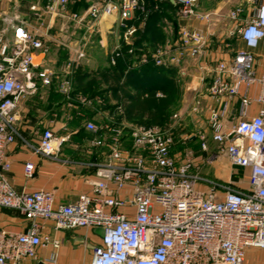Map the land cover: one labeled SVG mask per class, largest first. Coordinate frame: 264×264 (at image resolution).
I'll list each match as a JSON object with an SVG mask.
<instances>
[{"label":"built area","instance_id":"built-area-1","mask_svg":"<svg viewBox=\"0 0 264 264\" xmlns=\"http://www.w3.org/2000/svg\"><path fill=\"white\" fill-rule=\"evenodd\" d=\"M75 1L46 0L37 19L71 17L81 22L82 17L66 12L67 5ZM154 1L156 6L166 0ZM170 1L183 23L175 41L151 55L155 66L177 67L200 60L209 44L208 30L220 18L234 25L229 35L245 44V49L227 60L200 66L197 83L207 85L212 102L208 115L211 141L232 169L244 173L248 187L234 188L194 172L189 155L178 163L172 155L174 137L169 130L158 125H126L113 116L104 127L84 122V130L92 136L89 148H108L98 160L85 163L94 169L86 177L89 193L54 206L51 191L16 192L5 173L10 169L7 147L19 136L17 108L23 98L38 94L40 87H50L54 78V72L36 62V52L45 55L48 51L43 41L48 26L42 31L20 23L10 30L9 38L0 32V210L19 213L27 225L18 233L0 229V264H23L40 248H58L59 241L41 232L45 221L56 230L100 229L101 243L94 247L90 264H243L246 249L264 251V70L259 76L254 74L252 52L264 45V5L243 17L239 7L223 15L201 11L198 0ZM151 9L147 0H102L93 3L87 15L96 22L103 15L117 13L118 25L126 30L128 39L132 31L127 22L140 13L143 25ZM75 52L77 58L83 57ZM114 61L112 56L111 63ZM147 62L144 56L141 63ZM72 63L66 67L71 68ZM57 90L75 108L69 81L59 83ZM235 99L238 112L234 122L229 112ZM78 102L90 106L92 99L80 96ZM254 103L260 107L250 115ZM117 110L121 113L120 107ZM76 115L83 118L79 111ZM68 137L47 127L37 133L36 145L29 146L34 153L59 161ZM200 147L207 150L204 141ZM207 160L215 161L216 155ZM33 174V163L26 162L24 178L31 179Z\"/></svg>","mask_w":264,"mask_h":264},{"label":"crops","instance_id":"crops-1","mask_svg":"<svg viewBox=\"0 0 264 264\" xmlns=\"http://www.w3.org/2000/svg\"><path fill=\"white\" fill-rule=\"evenodd\" d=\"M98 1L101 0H76L67 5V14H77L82 17L81 22L71 17H56L52 20L44 18L43 21L36 18L35 23L20 22L29 25L31 29L39 28L42 31L48 26V34L43 38L44 45L48 51L45 55L41 52H36V60L54 72L51 85L53 90L57 88L59 83L66 80L69 81L71 87L70 100L75 108L70 107L68 103L70 101L63 95L53 94V101L57 104L55 112L49 120L40 123L43 124L42 127L44 128L53 129L56 135L72 136V143L71 145H68V143L64 144L61 147L58 154L59 161L44 158L34 153L29 146L36 145L37 133L39 132L38 124L36 125L35 122L37 119L34 111L35 105L41 97V91L44 93L48 92L46 91L47 87H40L38 94L26 96L18 105L17 126L19 136L14 143L7 147L6 159L10 163V169L5 175L16 192L51 191L54 195V206L73 202L80 194L91 191V187L86 182V177L91 176L94 169L86 167L85 163L98 160L100 158L99 154H104L108 150L107 147L101 149L89 148L88 141L92 136L88 135L86 140L83 139L71 127L72 123L68 121V118L77 117L76 114L79 111L85 120L94 121L98 126L104 127L111 122L110 118L114 116V112L104 105L106 100L108 101L106 94L110 93L106 90L107 84L99 80V73L105 72L112 67L110 64L111 58L118 44L132 45L139 38V33L145 31L144 29L140 31L143 25L138 23L136 19H132L127 22L132 35L125 39L126 30L119 27L117 13L103 15L96 22H93V19L87 15V10L93 3ZM166 2L167 6L173 5L170 0H166ZM259 5H264V0H198V8L201 11H218L224 15L226 13L224 9L239 7L243 9V17ZM175 9H173V13L169 9L166 12L171 18L176 19L178 27L183 21L178 18ZM41 23H43V26L40 27ZM199 27L203 29L204 25L200 24ZM233 27L234 25L225 18L218 19L208 30L209 44L205 48L202 58L185 62V64L190 63L196 71L189 83V87L195 88L197 86V94L200 93L201 95L199 99L201 104L202 87L204 85H198L197 83V78L201 74L199 67H211L216 61L227 60L235 51L245 49V44L240 38L229 35ZM147 33V40L138 44L140 45L138 47L141 53L140 57H136L134 69L140 67L142 64L141 60L145 54L152 55L159 47L173 43L176 38V32L173 33V26L166 17L150 27ZM155 38L162 39V41L154 40ZM130 40H133V43L130 44ZM90 42L96 48L85 50L84 46ZM53 46L57 47L55 49L56 55L51 53ZM143 50L145 53H143ZM75 51L81 52L83 57L77 58ZM252 52L254 55L253 72L256 76H259L264 70V45H259ZM53 55L56 59L51 58ZM65 56L68 57L65 62L74 61L69 69L66 67L64 60H61ZM185 64L178 68H187ZM83 73L96 77L98 88H105L102 91L103 95L100 93L88 97L92 99L90 106L81 105L78 102L80 96L85 97L86 95L77 91L78 83L74 78L75 75ZM182 74H185L184 71H182ZM204 99L207 102H211L208 96H204ZM259 107V104H252L250 115H255ZM237 112L238 101L235 99L229 112V116L234 122L237 120ZM118 119L120 121V118ZM122 119L121 117V123L131 125L130 122ZM26 162H31L34 165V174L31 179H25L23 176V167ZM225 162L216 160L210 165H203L201 167L204 173L203 176L220 180V182L229 184L234 188L246 189L248 187L247 180L242 182L241 179L236 178L235 175L233 176L232 167ZM26 225L27 222L19 213L9 209L0 210V229L18 233L24 231ZM41 232L59 241V247L53 248L48 245L40 248L34 258L26 259L23 264H90L93 249L101 243L102 236L101 230L98 228L56 230L49 221L41 222ZM52 257H55V262L53 263L50 262ZM243 264H264V251L259 248L246 249Z\"/></svg>","mask_w":264,"mask_h":264},{"label":"rangeland","instance_id":"rangeland-1","mask_svg":"<svg viewBox=\"0 0 264 264\" xmlns=\"http://www.w3.org/2000/svg\"><path fill=\"white\" fill-rule=\"evenodd\" d=\"M43 3L44 0H0V32L9 38V35L11 34L10 30L20 22L28 21L29 23H35L36 18L42 15ZM32 7H34L35 10H32ZM229 10L230 9H224V12L227 13ZM173 33H175L174 28ZM132 41L130 40L129 43H133ZM123 46L124 45L118 44L116 49L121 52ZM84 47L85 50H93L96 48L91 42L87 43ZM56 48V46H53L51 49V53H54V55H56ZM54 55L51 56L52 59H56ZM67 58L68 57L65 56V58L62 57L61 60H64L65 62ZM132 58H134V56H131L129 59ZM133 64L134 63L128 67H132ZM184 64L185 62L181 65L183 66ZM187 64H185L187 68H178L179 66L175 67V71L172 75H169L165 79L163 78L162 82L161 80L158 82L159 85L162 84L161 87L164 90H167L168 110L165 114V118L163 119V123L161 125H156L162 127L163 129H167L172 133L174 137L172 155H174L176 161L180 163L186 156H191L194 165L193 171L203 175L204 173L201 167L203 165H210V163H212L208 162L207 160L210 155H216V160H223L227 163L228 161L221 152L219 153L218 146L211 141V134L208 126V115L209 107L212 105V102H207L206 99H204V96H207V85L204 84L202 87L201 104L199 102V99L201 98L200 93L197 94V90H195L194 87H189V83L191 82L192 77L196 74V71L190 63ZM182 71H184V75L182 74ZM133 77L134 75L131 73H128L124 77L125 81H127V79L132 80V84L127 81L129 84L127 90L130 92L133 90L132 86L138 83L137 81L140 79L138 78L134 80ZM151 78L152 75L146 74L142 79L150 80ZM47 88L48 89H46V91L48 92L44 93L41 91V97L39 98L38 103L35 105L34 110L37 117L35 122L36 125L38 124L37 127L39 130L44 128L42 127L43 124L40 122L49 120L57 107V104H55L53 101V94H60L57 88H55V90H53L51 86ZM106 89L110 94H106V96H108V101L106 100L104 105L109 107L111 111L114 112L115 120L120 122L123 111V107H121L122 104L113 98L112 92L108 86ZM97 90L101 91L103 88L100 87V89ZM160 94L161 93L158 95ZM91 95L92 94L88 93L86 96L90 97ZM117 107L121 108V113H118L119 110H117ZM118 118H120V121ZM68 121L72 123L71 127L76 130V132H78V135H81V137L86 140L90 134L84 131L83 127L85 119L80 117H70L68 118ZM71 138L72 136L68 137V140L65 144L68 143V145H71ZM202 141H204L207 146L206 151L202 150L200 147ZM232 175H235L236 178L241 179L242 182L246 181V176L240 170L234 171L233 169Z\"/></svg>","mask_w":264,"mask_h":264},{"label":"trees","instance_id":"trees-1","mask_svg":"<svg viewBox=\"0 0 264 264\" xmlns=\"http://www.w3.org/2000/svg\"><path fill=\"white\" fill-rule=\"evenodd\" d=\"M166 3V1L156 2V6L147 15L143 28L140 29V31L142 29L145 31L139 33L137 41L132 45H124L121 52L118 51L117 54H113L114 64L109 61L112 67L105 72L99 73V80L107 84L112 92L113 98L121 102V107H123L121 117L133 125H161L168 110L167 90H164L161 87L162 84L159 85L158 82L160 80L162 82L163 78L165 79L169 75H172L175 67H157L153 63L151 55L146 54L145 56L148 58L147 63L141 64L140 67L135 69L134 64L132 67H128L136 61V57H140L141 51L139 50L138 46L140 45L138 44L147 40L148 29L156 25L162 18L166 17L171 22L177 37V21L171 18L166 12L167 9L172 12L175 6H167ZM142 17L140 13H137L134 19L140 23ZM154 40L162 41V39L158 38ZM143 53H145L144 50ZM131 56H134V58L129 59ZM128 73L134 75V80L140 78L138 79L140 82L137 81L138 83L132 86L133 90L131 92L127 88L129 85L128 82L132 84V80L127 79L128 82L124 80L125 75ZM146 74L152 75V78L150 80L142 79ZM74 79L78 83L77 91L81 94L87 95L90 93L92 94L90 97L100 93L103 95L102 91L104 89L101 91L97 90L100 88H98L96 77L83 73L77 76L75 75ZM159 93L161 94L158 95Z\"/></svg>","mask_w":264,"mask_h":264},{"label":"water","instance_id":"water-1","mask_svg":"<svg viewBox=\"0 0 264 264\" xmlns=\"http://www.w3.org/2000/svg\"><path fill=\"white\" fill-rule=\"evenodd\" d=\"M149 3V6L154 8L155 7V1L154 0H147Z\"/></svg>","mask_w":264,"mask_h":264}]
</instances>
